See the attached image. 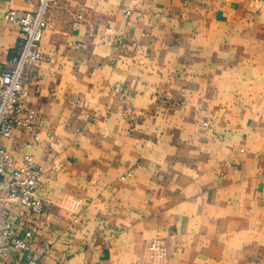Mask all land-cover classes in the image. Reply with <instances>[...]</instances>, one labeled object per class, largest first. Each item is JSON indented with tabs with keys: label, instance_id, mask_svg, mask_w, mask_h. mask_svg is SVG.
I'll return each instance as SVG.
<instances>
[{
	"label": "crops",
	"instance_id": "0c3cea01",
	"mask_svg": "<svg viewBox=\"0 0 264 264\" xmlns=\"http://www.w3.org/2000/svg\"><path fill=\"white\" fill-rule=\"evenodd\" d=\"M38 6L0 0L2 70L23 44L5 11ZM46 19L26 71L39 140L1 141L43 170L34 259L264 264V0H54Z\"/></svg>",
	"mask_w": 264,
	"mask_h": 264
},
{
	"label": "built area",
	"instance_id": "2783aa9c",
	"mask_svg": "<svg viewBox=\"0 0 264 264\" xmlns=\"http://www.w3.org/2000/svg\"><path fill=\"white\" fill-rule=\"evenodd\" d=\"M52 2L39 0L35 13L20 14L9 9L4 14L7 22L20 29L23 44L11 60L14 69L0 68V184L8 179L4 198L0 197V264H42L33 257L35 231L32 223L45 212V201L39 191L43 170L31 156L24 157L22 166H18L1 141L12 139L16 130H25L32 134L35 142L39 140L37 113L27 108L30 93L26 71L31 64L43 59L40 44L48 28L46 18ZM130 15L131 11L126 9V18ZM105 32L109 39L119 45L124 44L123 34L110 27ZM114 91L119 94L125 92L119 86ZM203 126L208 127L207 124ZM55 244V241L43 243L42 248L49 252ZM162 250L156 242L149 246L153 254Z\"/></svg>",
	"mask_w": 264,
	"mask_h": 264
},
{
	"label": "rangeland",
	"instance_id": "374dc122",
	"mask_svg": "<svg viewBox=\"0 0 264 264\" xmlns=\"http://www.w3.org/2000/svg\"><path fill=\"white\" fill-rule=\"evenodd\" d=\"M54 1V0H53ZM53 3V2H52Z\"/></svg>",
	"mask_w": 264,
	"mask_h": 264
}]
</instances>
